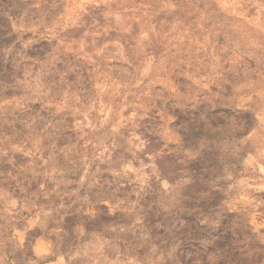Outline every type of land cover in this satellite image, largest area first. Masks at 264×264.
<instances>
[{"label": "rangeland", "instance_id": "1", "mask_svg": "<svg viewBox=\"0 0 264 264\" xmlns=\"http://www.w3.org/2000/svg\"><path fill=\"white\" fill-rule=\"evenodd\" d=\"M262 109L264 0H0V264H258Z\"/></svg>", "mask_w": 264, "mask_h": 264}, {"label": "clouds", "instance_id": "2", "mask_svg": "<svg viewBox=\"0 0 264 264\" xmlns=\"http://www.w3.org/2000/svg\"><path fill=\"white\" fill-rule=\"evenodd\" d=\"M262 116H264V109H262ZM165 147H166V146H165ZM156 156H157V158H159V157H160V153H156ZM185 159H188V157L186 156ZM180 162H181V163H184L183 160L180 161ZM152 176H153L154 180H155L157 183L162 182V177H161L159 171H158L157 169H155L154 167H153V170H152ZM170 190H171V191H174V187L171 188ZM141 192L143 193V192H144V189H141ZM161 195H162V198H164V197L167 196L166 193H162ZM173 199H175V197H173ZM162 206H163V205H162ZM171 207H173V205L170 203L169 206L165 208V210L168 211V210H170ZM203 222H204V221H202V223H203ZM258 239H259L260 243L264 244V236H260V237H258ZM155 264H160L159 259H157V260L155 261ZM253 264H257V262H256V261H253ZM258 264H264V260H260V261L258 262Z\"/></svg>", "mask_w": 264, "mask_h": 264}]
</instances>
